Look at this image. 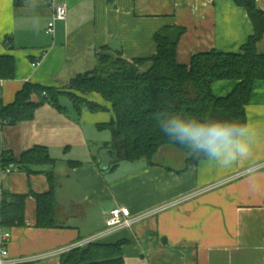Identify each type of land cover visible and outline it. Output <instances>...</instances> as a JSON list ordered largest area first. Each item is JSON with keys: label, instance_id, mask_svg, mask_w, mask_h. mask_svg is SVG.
Instances as JSON below:
<instances>
[{"label": "crops", "instance_id": "0c3cea01", "mask_svg": "<svg viewBox=\"0 0 264 264\" xmlns=\"http://www.w3.org/2000/svg\"><path fill=\"white\" fill-rule=\"evenodd\" d=\"M53 3L67 5L68 16L57 21L51 35L47 27ZM257 5L264 11V0ZM171 27L184 29L177 45L182 64L212 50L239 53L254 32L247 10L233 0H0V55L15 59V78L0 83V107L13 103L26 82L65 86L93 70L105 47L126 58H151L157 52L156 33ZM9 37L12 46H7ZM259 49L264 52V39ZM151 65L147 62L141 70ZM236 84L216 81L213 94L227 96ZM89 99L110 107L97 94ZM60 103L63 110L45 103L33 119L5 125L1 131L2 149L17 160L35 146L46 147L53 160L30 165L31 172L15 165L3 176V190L27 196L25 225L10 229V260L46 254L25 264H63L64 250L105 231L112 207L142 213L264 161V80L255 82L246 106V125L255 134L251 155L229 168L208 157L181 172L167 164L128 160L103 168L112 132L101 126L112 121V111L84 108L78 115L67 96H61ZM49 172L58 182L57 226L41 228L36 194L50 190ZM120 241L124 264H264V169L97 240Z\"/></svg>", "mask_w": 264, "mask_h": 264}, {"label": "trees", "instance_id": "16d2710c", "mask_svg": "<svg viewBox=\"0 0 264 264\" xmlns=\"http://www.w3.org/2000/svg\"><path fill=\"white\" fill-rule=\"evenodd\" d=\"M16 2L19 4L21 0ZM233 2L247 10L254 28L239 53L212 50L197 53L189 64H182L177 59V45L184 29L163 28L155 35L157 52L151 58H126L120 52L116 55L107 52L109 47H105V52L98 54L93 70L76 75L61 88L26 82L13 103L0 107V170L14 163L31 172L30 165L53 162L43 146L23 152L17 160L13 153L2 149L1 131L5 125L33 119L35 111L45 103L63 110L60 103L63 95L70 99L78 115L84 108L92 112L112 111V121L101 126L112 132V141L103 155V168L113 169L119 162L128 160L167 164L171 170L181 172L204 159L206 156L191 153L165 135L158 115L180 114L201 120L246 124V106L251 101L254 84L264 80V52L259 49L264 39V11L258 7L257 0ZM147 62H151V67L142 71L141 67ZM13 78L14 57L0 55V82ZM219 80H233L237 84L227 96L217 97L212 85ZM93 94L101 96L110 107L89 99ZM48 176L50 190L36 194L37 226L41 228L57 226L54 191L58 182L51 172ZM26 197L3 190L0 234L25 225ZM122 244L123 241L116 244L89 242L62 253L61 260L63 264H124Z\"/></svg>", "mask_w": 264, "mask_h": 264}, {"label": "clouds", "instance_id": "9594fccd", "mask_svg": "<svg viewBox=\"0 0 264 264\" xmlns=\"http://www.w3.org/2000/svg\"><path fill=\"white\" fill-rule=\"evenodd\" d=\"M158 119L165 135L191 153L214 160L222 168H229L251 155L255 134L246 124L164 113Z\"/></svg>", "mask_w": 264, "mask_h": 264}, {"label": "built area", "instance_id": "2783aa9c", "mask_svg": "<svg viewBox=\"0 0 264 264\" xmlns=\"http://www.w3.org/2000/svg\"><path fill=\"white\" fill-rule=\"evenodd\" d=\"M53 15L51 20L48 23V27H47V32L51 35L55 34V27H56V23L57 21L60 20H65L68 16V8L67 5L65 4H57V3H53ZM35 64L37 62H34ZM1 83V82H0ZM16 166L14 163H11L10 165L4 167L3 169L0 170V196L2 195L3 192V188L1 186L2 183V179L3 176L6 174H10L15 170ZM264 169V161L257 163L255 165H252L251 167L244 169L242 171H239L238 173H236L235 175L228 177L227 179L220 181L219 183H215L212 185H208L206 187H203L201 189L192 191L190 193H187L185 195H182L178 198H176L175 200H173L172 202H168L165 203L163 205H160L158 207H155L153 209L147 210L145 212L142 213H138V214H133L132 211L130 210L129 207L127 206H114L112 207L106 218H105V225H106V229L105 231H103L102 233L95 235L93 237H90L89 239L83 241V243H81L80 245L83 244H87L89 242H96L97 240H99L100 238H102L103 236L116 231L118 229H123V228H129L132 229V227L150 217L153 215H156L172 206L177 205L178 203H181L189 198H192L198 194H202L205 193L207 191L213 190L214 188H216L217 186H220L226 182L238 179L240 177L246 176L248 174L254 173L256 171L262 170ZM11 238V231L10 230H5L2 231L0 234V247H1V251H0V264H15V263H27V262H32V261H37L40 260L42 258H46L48 255L44 254L41 256H34V257H29L26 259H21V260H10L8 258H6V256L8 255V249L7 246L9 244ZM70 249L64 250V252L68 251ZM63 252V253H64Z\"/></svg>", "mask_w": 264, "mask_h": 264}, {"label": "water", "instance_id": "95a60500", "mask_svg": "<svg viewBox=\"0 0 264 264\" xmlns=\"http://www.w3.org/2000/svg\"><path fill=\"white\" fill-rule=\"evenodd\" d=\"M12 45H13L12 37H9L7 46H12Z\"/></svg>", "mask_w": 264, "mask_h": 264}, {"label": "rangeland", "instance_id": "374dc122", "mask_svg": "<svg viewBox=\"0 0 264 264\" xmlns=\"http://www.w3.org/2000/svg\"><path fill=\"white\" fill-rule=\"evenodd\" d=\"M93 100V99H92ZM109 113H111V112H109ZM113 115V114H112ZM114 117V116H113ZM108 133V132H107Z\"/></svg>", "mask_w": 264, "mask_h": 264}]
</instances>
